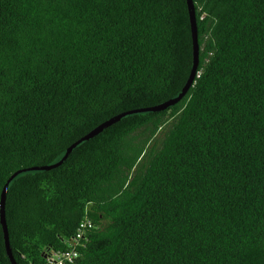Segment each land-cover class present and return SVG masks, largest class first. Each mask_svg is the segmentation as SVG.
Instances as JSON below:
<instances>
[{"label":"trees","instance_id":"1","mask_svg":"<svg viewBox=\"0 0 264 264\" xmlns=\"http://www.w3.org/2000/svg\"><path fill=\"white\" fill-rule=\"evenodd\" d=\"M193 3L178 103L9 182L17 264L85 219L72 264H264V0ZM191 67L186 0H0V193L175 98Z\"/></svg>","mask_w":264,"mask_h":264},{"label":"water","instance_id":"2","mask_svg":"<svg viewBox=\"0 0 264 264\" xmlns=\"http://www.w3.org/2000/svg\"><path fill=\"white\" fill-rule=\"evenodd\" d=\"M186 5H187V10H188V15H189L190 32H191V40H192V67H191L189 76L187 78V81L184 84V86L182 87V89L179 91L178 96H176L175 98L170 99V100H168V101H166V102H164L162 104L154 106V107L145 108V109L139 110V111L124 112V113L118 114L116 116H113L110 119H108L107 121H105L104 123H102L101 125H99L98 127H96L94 130L89 132L87 135H85L81 139H79L76 142H74L71 146H69L67 148L64 156L62 157V159L59 162H57L56 164H53V165H50V166H45V167L18 170V171H15L7 179L6 183L4 184V186L2 188V191L0 193V224H1V227H2V231H3V239H4L5 251H6V255H7L9 261H10V264H17V263H16L15 259L12 256V253H11V250H10V246H9L7 227H6V223H5L4 207H5L7 186L9 184V182L13 178H15L17 175H19L21 173H24V172L36 171V170L46 171V170H50V169L56 168L57 166H59L67 158L68 154L77 145H79L80 143H82V142H84V141H86V140L98 135L104 129H106L109 126L115 124L116 122H118L123 117H125L127 115H130V114H133V113H138V112H159V111L165 110L168 107H171V106L175 105L176 103H178L186 95V93L188 92L189 88L194 83V78H195V74H196V68H197V64H198L197 26H196L195 9H194L193 0H186Z\"/></svg>","mask_w":264,"mask_h":264},{"label":"built area","instance_id":"3","mask_svg":"<svg viewBox=\"0 0 264 264\" xmlns=\"http://www.w3.org/2000/svg\"><path fill=\"white\" fill-rule=\"evenodd\" d=\"M90 227V223L86 219L81 222L75 237H72V239L67 242L66 248L64 250L59 251L53 249L46 250L43 256L42 264L74 263L79 257L78 248L81 246L85 231L87 228Z\"/></svg>","mask_w":264,"mask_h":264}]
</instances>
